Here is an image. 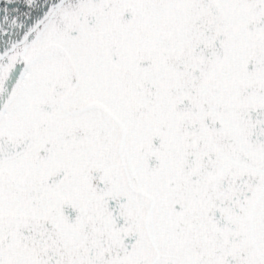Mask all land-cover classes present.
Here are the masks:
<instances>
[{
    "label": "snow or ice",
    "instance_id": "6c2138e0",
    "mask_svg": "<svg viewBox=\"0 0 264 264\" xmlns=\"http://www.w3.org/2000/svg\"><path fill=\"white\" fill-rule=\"evenodd\" d=\"M0 264H264V0H0Z\"/></svg>",
    "mask_w": 264,
    "mask_h": 264
}]
</instances>
